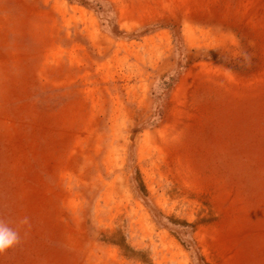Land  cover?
<instances>
[{"label":"rangeland","instance_id":"374dc122","mask_svg":"<svg viewBox=\"0 0 264 264\" xmlns=\"http://www.w3.org/2000/svg\"><path fill=\"white\" fill-rule=\"evenodd\" d=\"M0 221V264H264V0H0Z\"/></svg>","mask_w":264,"mask_h":264},{"label":"clouds","instance_id":"9594fccd","mask_svg":"<svg viewBox=\"0 0 264 264\" xmlns=\"http://www.w3.org/2000/svg\"><path fill=\"white\" fill-rule=\"evenodd\" d=\"M19 240L20 236L18 231L0 221V253H3L18 244Z\"/></svg>","mask_w":264,"mask_h":264}]
</instances>
